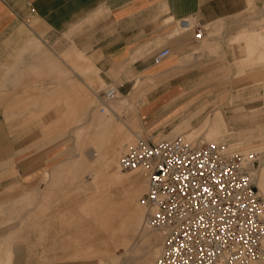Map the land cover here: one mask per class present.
<instances>
[{
	"label": "crops",
	"instance_id": "0c3cea01",
	"mask_svg": "<svg viewBox=\"0 0 264 264\" xmlns=\"http://www.w3.org/2000/svg\"><path fill=\"white\" fill-rule=\"evenodd\" d=\"M247 1L249 0H0V91H14L13 95L18 96L24 88H28L29 84L33 85L36 82L33 80L36 79L33 77V71L23 66V58L28 56L23 52L27 50H33L36 53L30 63L26 62L27 66L36 69V73H39L43 67H48L51 72L63 75L62 80L58 82L57 89L65 91L66 95L67 92L71 93V75L81 80L82 68L95 71L99 84H104L106 87L113 85L116 88L117 98L105 105L108 109L106 116L92 110L91 103L86 100L82 111L86 122L81 129L86 141L93 145V149L101 152L102 165L106 163L104 159L111 155L115 162L121 149H107L114 144H111L112 141L104 142L105 137H113L112 128L119 127L124 130L123 135L115 137L114 141L117 144H120L124 137L125 140H130L131 135L136 138L143 136L148 138L150 135L144 130L136 133L134 127L129 126L123 120L120 122L111 118V115L121 108H132L134 102L139 105V117L136 120L139 126L143 120L144 126L152 134L165 128L174 119L175 116L170 115L175 109L192 105L195 101H192L196 98L194 93L185 95V92L192 88L191 85L196 80L195 75L202 72L198 69L199 50L211 51L219 47L217 39H203L204 25L207 23L210 31L217 34L221 27V22L218 20L243 11L247 6ZM252 1L255 4L262 3V0ZM184 18H187L189 25L194 23L203 28V36L200 39H195L194 30L181 26ZM31 20L35 21L39 29L48 31H61L77 23L90 25L85 40L87 53L75 42H71L60 51L58 57L61 60H58L39 40L34 38L36 32L29 23ZM232 36L246 39L250 52L260 43L264 45V28L260 33L255 29H247ZM232 36L228 39L231 40ZM162 47H168L170 54L155 62L153 55ZM64 59L76 60L78 70L72 69L67 62V67L64 68L61 62ZM157 75H159L156 77L158 80L153 85L144 86L142 88L144 92L139 93L140 86L147 81H152V77ZM87 87L91 92L96 93L94 87ZM41 88L50 91L56 87ZM98 100L100 104V97ZM7 102L6 97L0 96V138L6 136L3 130L7 126L3 127L1 123L6 121L2 107H5ZM21 105H23L22 102ZM168 106L169 109H165ZM98 109L100 111V108ZM208 122H210L206 126L208 128L211 127L218 132L221 129L226 130V122L222 118L210 117ZM188 126L189 120L184 119L177 123L174 129L186 132L185 129ZM97 127H99L98 130H96ZM158 136L159 134L156 137ZM247 141L249 139L238 140L244 144ZM261 151L264 152V149ZM91 154L93 157L98 155L93 150ZM72 160L66 163L56 162V166L44 170L41 175L44 187L41 191L32 187L24 189L23 195L21 192V198L19 197L18 200L21 206H14L15 213L19 209L23 210V207H29L24 217L21 216V220L16 222L17 215L0 218V264H27L24 262L25 257L18 243L25 240L24 227L27 224L43 223L40 220L33 223L32 219L39 211L51 210L49 208L60 204L58 202L62 199L58 196H51V194L56 193L65 180L70 185L66 188L67 192L80 188L84 191L83 203L81 206L78 205L77 211L73 210L72 205L69 206L70 212L63 223L69 228L68 232L83 233L87 244L91 242L90 234L93 232L98 243L97 247L102 253L101 258L107 256L113 262L119 261V256L113 255V248L124 249L121 246L120 237L103 235L99 217L93 213L92 206L86 203V201L89 202L91 195L86 197L84 187H80L77 182L73 183L85 175L84 170H88L89 167L87 160L83 156L74 157ZM106 169V172H114L117 177L121 178L128 174L118 167L117 169ZM143 174L145 175L144 172ZM145 190L143 185L142 194ZM39 193L42 198L33 196ZM123 196L122 188L110 195L112 205H114L113 210H116L118 200H121ZM132 199L136 200L137 196H132ZM33 201H38V204L35 205ZM45 201H51L53 206L43 203ZM68 201L79 202V199L69 198ZM57 206L56 209L54 208L57 212L51 214L52 218L58 215L59 206ZM78 219H80L81 226H79ZM72 225H75L74 229H70ZM1 227H3L2 230ZM97 229L101 232V236L95 234ZM38 231L45 232V230ZM104 247L108 248L107 254H104ZM37 248H41L44 252L45 247L38 245ZM39 255L38 252L37 256Z\"/></svg>",
	"mask_w": 264,
	"mask_h": 264
},
{
	"label": "rangeland",
	"instance_id": "374dc122",
	"mask_svg": "<svg viewBox=\"0 0 264 264\" xmlns=\"http://www.w3.org/2000/svg\"><path fill=\"white\" fill-rule=\"evenodd\" d=\"M218 21L221 22V27L217 34L210 31L207 23L204 25L205 34L203 39H217L219 47L211 51L199 50L198 69L202 72L195 75L196 80L192 83V88L185 92V95L195 94L196 98L192 100H195L192 105L175 109L170 115L175 116L174 119L165 128L153 134L144 126L143 120H141L140 126L137 123L139 105L134 102L132 108H121L114 115H111V118L120 122L121 120L125 121L129 126L134 127L136 133L140 130L146 131L151 140L180 137L187 142L225 143L233 149L256 150L260 153L259 157H261L257 169L260 167L264 179V152L261 151V149H264V45L260 43L250 52L247 48L246 39H238L232 36L247 29H255L258 33L262 32L264 28V0L259 4L249 0L243 11L233 16L223 17ZM29 23L32 24L31 27L36 32L34 38L39 40L58 60H61L58 57L60 51L71 42H75L78 47L85 49L87 53L85 40L90 25L85 23L79 25L77 23L61 31H48L39 29L34 20ZM231 36L232 38L229 40L228 38ZM251 42L253 41L251 40ZM223 46H225V49H223ZM23 53L28 55L23 58V66L33 71V77H36L33 80H36V82L33 85L29 84L28 88H24L18 96L13 95L14 91H0V96L6 97L8 101L7 105L2 107V113L6 121L2 122L1 125L3 127L7 126V128H5L6 131L3 130L6 136L0 138V206L2 209L0 218L17 215L16 222L21 220V216L24 217L26 210L29 208L23 207V210L19 209L15 213L14 206H21L18 201L19 197L21 198V192L23 195L24 189L32 187L41 191L44 187V183L41 182L43 171L56 166V162H71L74 157L81 156L86 158L89 165L88 170L85 169V175L73 181L74 184L77 182L80 187H84L86 197L93 195L98 183L108 173L106 172V168H108L106 159H104L106 163L102 165L101 152L93 149V145L86 141L84 132L81 129L86 122L82 116L83 105L86 100L91 103L92 110L100 115H108V109L105 108L103 113L98 109L102 106L99 104L98 97L101 95V90L106 86L98 83V75L95 71H87L82 68L81 80L71 75L72 89L71 93L67 92L66 95L64 94L65 91L57 89L58 82L62 80L63 75L61 73L51 72L48 67H43L39 73H36V69L27 66L26 63H30V60L34 59L35 51L27 50ZM61 62L64 68L69 64L72 69L78 70L76 60L64 59ZM156 77H159V75L153 76L152 81H147V83L140 86L139 93L144 92L142 90L144 86L153 85L158 80ZM37 86L39 88H36ZM54 86L56 88L50 91L41 88ZM87 86L94 87L96 93L91 92ZM11 95L12 97H10ZM21 102L23 105H21ZM165 109H169V106ZM210 117L224 119L226 130L221 129L218 132L211 127H206L210 124L208 122ZM184 119L189 120V126L185 129L186 132L175 131V125ZM111 132L113 137H105L104 142L109 143L112 141L111 144H114L115 148H121L120 154L115 158L113 164L117 169V167L119 168L118 163L121 154L127 147L134 145L139 137L136 138L131 135L128 141L124 137L120 144H117L114 141L115 137L123 135L124 130L114 127ZM157 134H159L158 137H156ZM143 138H146V136H143ZM239 139H249V141L244 144L238 142ZM92 150L98 153L96 157L92 156ZM123 172L130 173L132 171ZM146 182L147 176L145 174L142 190L135 200L139 211L136 233L142 222L143 210L145 214V208L140 204L139 197L143 192V185L144 189L146 188ZM69 186L65 180L58 191L51 194V196H58L62 199L58 202L60 204H57L59 210L55 218H52L51 214L57 212L55 210L57 205L52 207L53 203L51 201H45L43 203L52 204V206H49L52 208L49 209L54 211L48 209L39 211L32 220L33 223L37 220L43 221V223L39 225L27 224L24 227L25 240L18 242L25 257L24 262L27 264H138L143 261L144 254L150 253V251L143 248L144 239L139 240L138 246L132 255L127 258L122 257L123 250L121 248H113V255L115 257L119 256V261L113 262L110 257L103 256L101 258L102 253L97 247L98 243L93 232L90 234L91 242L89 244L84 241L83 233L68 232L69 228L63 223L70 212L69 206L72 205L73 210L77 211L78 205H82V198L84 197L82 188L67 192L66 188H69ZM261 193L264 196V192ZM123 195L125 196L118 200L122 205V213L127 210H125V205L128 207L133 200L130 191H123ZM33 196L42 198L40 193ZM117 197L118 194L116 193ZM69 198H78L79 202L68 201ZM33 203L37 205L38 201H33ZM78 220L79 226H81L80 219ZM12 225L14 224L12 223ZM73 227L75 228V225H72L70 229H74ZM91 229L93 230V228ZM38 230H45V232L41 233ZM145 231H149V234L154 235V240L158 243V248L149 258L150 262L148 264H152L159 253L162 242L159 235L161 236V234L156 231L142 229L140 235ZM95 234L101 236L99 229ZM38 245L45 247L44 252L41 251V248H37ZM262 246L264 249V241ZM38 252L39 256H37ZM108 252L104 248V254ZM41 255L43 257H40ZM251 264H264V253L261 258Z\"/></svg>",
	"mask_w": 264,
	"mask_h": 264
},
{
	"label": "built area",
	"instance_id": "2783aa9c",
	"mask_svg": "<svg viewBox=\"0 0 264 264\" xmlns=\"http://www.w3.org/2000/svg\"><path fill=\"white\" fill-rule=\"evenodd\" d=\"M181 26L189 25L183 19ZM190 29L195 39L203 36L201 26ZM169 54L162 47L153 60ZM116 93L108 85L100 99L107 103ZM259 156L256 150L180 138L140 139L121 155V170L142 168L148 175L140 198L145 225L162 235L152 264H251L263 256L264 197L252 178Z\"/></svg>",
	"mask_w": 264,
	"mask_h": 264
},
{
	"label": "bare ground",
	"instance_id": "6f19581e",
	"mask_svg": "<svg viewBox=\"0 0 264 264\" xmlns=\"http://www.w3.org/2000/svg\"><path fill=\"white\" fill-rule=\"evenodd\" d=\"M184 19L188 22L187 18H184ZM193 26H194V23H192L191 25H189L187 27L185 26V27L187 29L191 30L190 28ZM116 98H117V93H116V96L113 99L109 100L107 103L102 102L100 99V105H102L100 107V112L103 113L105 111V105H107L110 101H112ZM101 108L103 109V111H101ZM177 138H180V137H177ZM140 139L143 141H146V140L150 139V137H148V138L147 137L146 138L139 137L138 140H140ZM159 140H172V139H158V140H153V141L156 142ZM137 141H136V143H137ZM184 142L193 143V142H187V141H184ZM201 142H203V141H199L196 143H201ZM134 145H132V146H134ZM220 145H226V144H220ZM132 146L127 147L125 149V151ZM226 146H227V148H229L228 145H226ZM109 149H118V148L111 146ZM119 149H121V148H119ZM229 149H233V148H229ZM105 159H106L108 168L114 169L115 167L113 165L114 164L113 156L112 155L107 156ZM259 159H261V157H259ZM118 166H119V163H118ZM136 170H141L146 174V176H147L146 190H147L148 175H147L146 171L142 168L136 169ZM136 170H133L132 172H130L128 174L125 173L126 175L123 176L122 178L120 176L117 177L114 174V172L106 173L103 176L100 183H98V186L93 191V195H91L89 197L88 203L92 206L93 213L95 215H97V217H99V223L102 227L104 235L110 236V237H117V238L120 237V242L122 244L121 246L124 248L123 253H122L123 258L124 257H126V258L130 257L132 255L133 251L138 246L139 240L141 241L142 239H144L143 240V242H144L143 248L150 251V253L147 255L144 254L143 257H145V258L143 259V261H141L138 264H148L150 262L149 258L152 257V255H153L152 253H154V251H156V249L158 248V243L156 242V240H154V238H155L154 235L149 234V231H145L141 235H140V233H141L142 229L143 230L148 229L151 231H156L159 234H161V233L157 230H152V229H149L146 227V225H145L146 209H145V214H144V217L142 219V222L139 225V229H138L137 233L135 232L136 227L138 225V220H139V211H138V206L135 203V199L130 202V205L128 207H126V205L124 204L125 210L127 209L124 213H122L123 209H122V205L120 204V201H118L116 210H113L114 205H112L113 203H112V200L110 199V195L112 193H114L115 191L120 190L121 188L124 192L130 191L131 196H137L138 195V193L142 190V182L144 179V174H143V172L136 171ZM121 171H123V170H121ZM262 177L263 176H262V173L260 172V167L258 169L255 168L252 171V178H253V181L258 188V191L260 190L261 192H264V179ZM260 191H259V193H260V195H262V193ZM141 196L139 197V202H140ZM140 204H141V202H140ZM124 205H123V207H124ZM142 207H144V206L142 205ZM161 236L159 235L160 240L162 239ZM115 240H116V238H115ZM263 241H264V238L262 240V244H263ZM160 247H161V245H160ZM104 248L106 249V251L108 250V248H106V247H104ZM159 252H160V249H159ZM255 261H257V260H255ZM255 261H253V262H255Z\"/></svg>",
	"mask_w": 264,
	"mask_h": 264
}]
</instances>
